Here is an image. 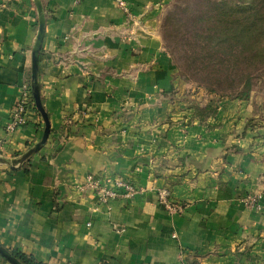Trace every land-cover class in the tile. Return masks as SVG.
<instances>
[{
	"label": "crops",
	"instance_id": "crops-1",
	"mask_svg": "<svg viewBox=\"0 0 264 264\" xmlns=\"http://www.w3.org/2000/svg\"><path fill=\"white\" fill-rule=\"evenodd\" d=\"M39 83L51 122L31 108L6 125L32 82L36 0H0V243L41 264H262L264 123L249 101L190 90L158 31L167 0H41ZM249 122H251L249 124ZM120 176L146 188L100 202L74 185ZM185 211L169 214L156 189ZM247 195H260L262 209ZM176 235V236H175ZM0 264H11L0 254Z\"/></svg>",
	"mask_w": 264,
	"mask_h": 264
},
{
	"label": "rangeland",
	"instance_id": "rangeland-1",
	"mask_svg": "<svg viewBox=\"0 0 264 264\" xmlns=\"http://www.w3.org/2000/svg\"><path fill=\"white\" fill-rule=\"evenodd\" d=\"M158 31L190 90L236 98L250 80L243 100L264 123V0H167Z\"/></svg>",
	"mask_w": 264,
	"mask_h": 264
},
{
	"label": "built area",
	"instance_id": "built-area-1",
	"mask_svg": "<svg viewBox=\"0 0 264 264\" xmlns=\"http://www.w3.org/2000/svg\"><path fill=\"white\" fill-rule=\"evenodd\" d=\"M81 1V0H77ZM117 5L128 15L131 12L128 8L127 0H115ZM35 107V101H32L31 87L24 86V90L20 99L15 103L14 108L10 114V119L6 125L8 132H14L19 127L23 126L28 121L29 110ZM4 147V141L0 140V151ZM74 187L81 193L93 192L95 193L100 202L108 204L110 200L116 198H133L136 195L143 193L146 188L129 179L116 176L104 180L103 178L95 175L88 174L83 181L77 182ZM158 203L172 215L181 214L185 211L186 204L184 201L176 199L169 187L158 188L155 191ZM244 203L247 207L261 210V196L260 195H247L244 198ZM176 236V235H175ZM185 254L181 253V260L179 264H187ZM67 264H76L71 261Z\"/></svg>",
	"mask_w": 264,
	"mask_h": 264
},
{
	"label": "water",
	"instance_id": "water-1",
	"mask_svg": "<svg viewBox=\"0 0 264 264\" xmlns=\"http://www.w3.org/2000/svg\"><path fill=\"white\" fill-rule=\"evenodd\" d=\"M36 5L39 11V30L32 53L31 89L34 96L35 105L44 118L45 128L41 140L38 143H36L33 147H31L28 151H26L20 159L13 160L12 161L13 164H17V163L22 164L33 154L37 153L47 142V139L51 131V122L49 119V115L43 105L40 83H39L40 53H41L43 38L45 35V15L43 12V5L41 0H36ZM0 254L11 264H23L8 248L4 247L1 243H0Z\"/></svg>",
	"mask_w": 264,
	"mask_h": 264
},
{
	"label": "trees",
	"instance_id": "trees-1",
	"mask_svg": "<svg viewBox=\"0 0 264 264\" xmlns=\"http://www.w3.org/2000/svg\"><path fill=\"white\" fill-rule=\"evenodd\" d=\"M249 91H250V80L246 81L241 89L239 91V95L236 96V98L239 99H247L249 97ZM32 101H34V98L32 96ZM12 253L23 263V264H41L39 261H37L33 256H30L24 252L18 251V250H12Z\"/></svg>",
	"mask_w": 264,
	"mask_h": 264
}]
</instances>
